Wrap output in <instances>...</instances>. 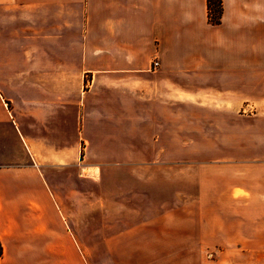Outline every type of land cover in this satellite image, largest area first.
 <instances>
[{"label":"crops","instance_id":"obj_1","mask_svg":"<svg viewBox=\"0 0 264 264\" xmlns=\"http://www.w3.org/2000/svg\"><path fill=\"white\" fill-rule=\"evenodd\" d=\"M182 157H206L186 167L228 178L185 198L150 197L142 173ZM106 168L131 181L114 201L133 218L112 233L121 214L94 212L103 223L89 238L58 208L52 172L98 185ZM5 188L35 214L2 228V245L44 242L47 264L104 252L118 255L106 264H230L203 254L264 253V0H221L218 24L206 0H0V196ZM203 198L221 212L195 211ZM145 204L158 211L136 209Z\"/></svg>","mask_w":264,"mask_h":264},{"label":"rangeland","instance_id":"obj_2","mask_svg":"<svg viewBox=\"0 0 264 264\" xmlns=\"http://www.w3.org/2000/svg\"><path fill=\"white\" fill-rule=\"evenodd\" d=\"M206 157H191V158H181L180 167L177 168H168L164 173H153V172H146L142 173V176L148 180V195L150 197H164L165 200H170L176 196V198H185L188 197L194 191L195 184L197 186L201 183L207 182V186L211 188V186L218 187L221 184V177L223 179H227L228 177L224 178L223 173H214L215 178H210L211 173L208 174L205 171H192L186 166L199 164L198 162L205 161ZM216 158H213V160ZM89 160L87 156H84L82 153L81 161L86 163L85 161ZM189 160H192L190 163ZM71 169L61 170H54L52 175L54 179L57 181L58 188L56 189L55 201L57 202L58 208L63 210L62 213L67 216V218H72L69 220L70 225L72 224H79L81 225L84 231V236L89 237L91 232L96 230L98 234L100 224L103 223L100 217H95L97 220L88 217L92 213L99 214L101 212L110 213L112 216L116 214H121L119 216L120 219L111 220L115 226H112L107 231L112 233H117L120 230H123L125 225H129L132 221V216L126 217V219H121L125 216V212L130 211L131 206H126L123 204L115 203V199L118 197H123L126 194V188L128 191L132 190L131 181L127 182L128 185L124 181L123 172H115V169L106 168L103 171L102 179H100L99 184H94L90 178H86L82 183L76 182L74 178V172ZM210 175V176H209ZM97 181V180H96ZM84 190V194L80 193L79 191ZM197 189V187H196ZM5 195L0 196V264H47V258L45 251L43 249L44 242H40L39 245L33 244V248L36 247V250L33 252H29V249H19L17 246L15 249L9 251L7 248V243L5 246L2 245V232L3 229L8 228L9 226L18 229L19 227L22 229L25 228V224L27 222L33 221L35 214L32 205L29 202L23 204H15L13 200H17L12 197V193L8 189L3 190ZM198 193V192H197ZM218 194V192H217ZM216 194V195H217ZM8 196L6 198L5 196ZM26 195V194H25ZM198 195V194H197ZM203 195V194H202ZM208 195V193L206 194ZM211 195V192H210ZM215 195V196H216ZM84 196V197H83ZM130 197V194L127 195ZM143 196V195H142ZM196 196V195H195ZM212 196V195H211ZM219 196V194H218ZM95 197L98 201H101L99 205H91L87 204L86 198L91 199ZM134 197L140 198L139 194L134 193ZM84 198V199H83ZM94 199V198H93ZM9 200V201H8ZM61 200L63 204H61ZM175 200V199H174ZM177 200V199H176ZM44 201V200H43ZM84 201V204H83ZM144 203V202H143ZM202 203L207 204V208L205 209V205L202 204L200 206L194 207L195 211L202 212V213H210L216 214L221 212L220 203H213L209 202V200L203 198ZM168 209H174L175 207H179L178 205L169 204L165 206ZM103 209V210H102ZM137 210H140L143 213H152L158 209H156V205H141L136 206ZM51 209L46 208V215L50 218L52 215ZM102 210V211H101ZM158 211V210H157ZM156 211V212H157ZM12 213V217L10 220H6L7 214ZM20 214V215H18ZM54 214V212H53ZM15 217V218H14ZM77 218V219H76ZM16 219V220H15ZM105 223L106 220H104ZM29 224V223H28ZM73 227V226H72ZM199 227V226H198ZM3 228V229H2ZM74 228V227H73ZM93 233V232H92ZM82 236V235H81ZM92 238V237H89ZM220 237L218 236L217 239ZM90 240V239H88ZM220 246V244H218ZM11 247V246H10ZM29 247V246H28ZM221 248V246L219 247ZM219 249H213L212 252H206L203 254L204 259L213 260V261H222L228 262L230 264H238L241 260L245 261L246 263H253V262H264V253L261 254H242L237 252H219ZM25 250V251H21ZM86 255V260L88 264H106L107 262H115L116 258L118 257L117 253H96L94 254V259H91L90 254L84 253ZM93 255V254H91ZM202 254H196L198 259H201L200 256ZM113 256V257H110Z\"/></svg>","mask_w":264,"mask_h":264},{"label":"trees","instance_id":"obj_3","mask_svg":"<svg viewBox=\"0 0 264 264\" xmlns=\"http://www.w3.org/2000/svg\"><path fill=\"white\" fill-rule=\"evenodd\" d=\"M208 20L212 24H218L221 17V0H206Z\"/></svg>","mask_w":264,"mask_h":264},{"label":"built area","instance_id":"obj_4","mask_svg":"<svg viewBox=\"0 0 264 264\" xmlns=\"http://www.w3.org/2000/svg\"><path fill=\"white\" fill-rule=\"evenodd\" d=\"M156 66H158V62H157L156 60H154V61L152 62V67H156Z\"/></svg>","mask_w":264,"mask_h":264}]
</instances>
